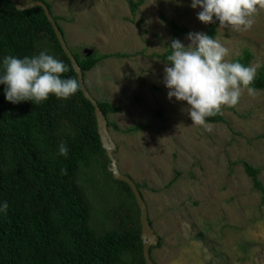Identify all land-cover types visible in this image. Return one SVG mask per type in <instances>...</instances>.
I'll list each match as a JSON object with an SVG mask.
<instances>
[{
    "label": "rangeland",
    "instance_id": "374dc122",
    "mask_svg": "<svg viewBox=\"0 0 264 264\" xmlns=\"http://www.w3.org/2000/svg\"><path fill=\"white\" fill-rule=\"evenodd\" d=\"M33 1L38 0H19L22 5ZM42 1L58 18L72 52L111 56L84 81L96 101L119 111L108 118L116 127L109 128L117 147L113 156L120 173L140 186L159 237L152 260L264 264V198L244 168L247 163L258 169L264 188V140L259 138L264 91L255 96L243 91L237 105L221 108V123L194 125L186 103L170 101L163 85L165 63L159 56L175 33L180 30L178 40L187 46L188 33L208 31L190 0H145L135 14L130 3L137 0ZM215 39L228 49L229 62L250 52V65H259L257 76L264 66V8L249 30L218 26ZM135 127L142 129L126 132ZM103 191L88 193L95 226H101L100 212L111 205Z\"/></svg>",
    "mask_w": 264,
    "mask_h": 264
},
{
    "label": "trees",
    "instance_id": "16d2710c",
    "mask_svg": "<svg viewBox=\"0 0 264 264\" xmlns=\"http://www.w3.org/2000/svg\"><path fill=\"white\" fill-rule=\"evenodd\" d=\"M144 4L145 0L131 2V13ZM53 17L58 25V18ZM218 26V22L209 24L207 35L215 39ZM42 49L68 66L64 77L77 79L43 9L18 11L12 0H0V57L31 56ZM169 51L159 56L164 63ZM72 54L84 80L102 60L111 57ZM251 60L248 51L237 59L246 66ZM252 86L264 91V66ZM97 103L107 120L119 112L107 102ZM205 122H223L221 112ZM112 127L116 129L108 121V128ZM259 138L264 140V133ZM62 142L67 146V156L58 154ZM108 166L94 107L80 87L66 100L50 96L40 104L13 105L4 99L0 85V202L8 203L6 213H0V264H146L139 207L130 187L114 180ZM244 168L264 198L260 171L247 163ZM97 175H101L100 181ZM92 189L95 193L103 191L111 203L100 212L101 226L93 224L88 198Z\"/></svg>",
    "mask_w": 264,
    "mask_h": 264
},
{
    "label": "clouds",
    "instance_id": "9594fccd",
    "mask_svg": "<svg viewBox=\"0 0 264 264\" xmlns=\"http://www.w3.org/2000/svg\"><path fill=\"white\" fill-rule=\"evenodd\" d=\"M199 22L219 23V28L230 27L247 31L255 23L258 9L264 0H190ZM185 46L178 39L166 44L170 50L163 69V85L167 98L185 102L186 112L194 125H204L224 106L238 104L243 91L249 96L258 92L253 85L259 65L229 62L228 49L213 36L190 32ZM68 66L48 49L31 56L0 57V85L4 99L15 105L23 102L40 104L54 96L66 100L73 96L80 84L75 77H64ZM67 146L58 145V154L67 156ZM8 203L0 202V213H6Z\"/></svg>",
    "mask_w": 264,
    "mask_h": 264
},
{
    "label": "water",
    "instance_id": "95a60500",
    "mask_svg": "<svg viewBox=\"0 0 264 264\" xmlns=\"http://www.w3.org/2000/svg\"><path fill=\"white\" fill-rule=\"evenodd\" d=\"M14 7L18 11H27L33 8L40 7L43 9L48 21L52 25V28L56 34V37L61 45L62 50L64 51L67 58L70 60L71 65L77 75L80 88L82 90L83 96L87 99L92 106L94 107L95 118L97 122V131L100 137L102 147L106 153V156L109 160L108 170L112 174L114 180L123 182L127 184L136 200V203L140 210V224H141V239L143 242V256L146 264H156L151 258V249L156 247L159 244V237L155 234L148 216L147 205L142 197L140 190L137 187V184L129 176L123 175L120 173L117 167V161L114 158V153L117 150V147L110 135L108 128V120L104 116L102 110L100 109L97 101L89 93L85 81L83 78V72L78 66L71 50L69 49L67 43L65 42L64 36L61 33L57 23L54 20V17L47 7V5L42 1H33L29 4L22 5L19 0H12Z\"/></svg>",
    "mask_w": 264,
    "mask_h": 264
}]
</instances>
